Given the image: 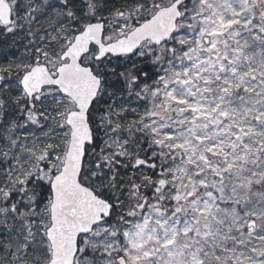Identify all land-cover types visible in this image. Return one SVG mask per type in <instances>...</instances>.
Wrapping results in <instances>:
<instances>
[{
  "label": "snow or ice",
  "instance_id": "obj_1",
  "mask_svg": "<svg viewBox=\"0 0 264 264\" xmlns=\"http://www.w3.org/2000/svg\"><path fill=\"white\" fill-rule=\"evenodd\" d=\"M0 264H264V0H0Z\"/></svg>",
  "mask_w": 264,
  "mask_h": 264
},
{
  "label": "trees",
  "instance_id": "obj_2",
  "mask_svg": "<svg viewBox=\"0 0 264 264\" xmlns=\"http://www.w3.org/2000/svg\"><path fill=\"white\" fill-rule=\"evenodd\" d=\"M12 44V39L9 38L7 40H4L3 37H0V49H3L5 47H10Z\"/></svg>",
  "mask_w": 264,
  "mask_h": 264
}]
</instances>
